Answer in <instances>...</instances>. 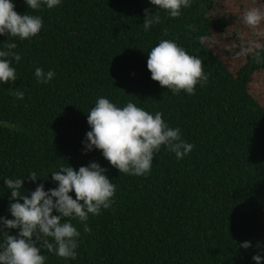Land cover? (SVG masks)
I'll return each mask as SVG.
<instances>
[{
    "label": "trees",
    "instance_id": "obj_1",
    "mask_svg": "<svg viewBox=\"0 0 264 264\" xmlns=\"http://www.w3.org/2000/svg\"><path fill=\"white\" fill-rule=\"evenodd\" d=\"M12 2L18 13L40 16L43 27L26 40L0 34V50L16 43L21 56L7 58L16 81L0 82V218H14L7 178L24 179L30 196L40 183L45 191L58 187L51 172L61 166L78 171L97 162L116 185L111 207L89 214L87 233L72 218L77 258L41 249L45 264H257L253 256L264 257V106L250 83L264 69V42L254 51L260 63L252 52L232 69L243 42L234 22L242 21V0H191L175 18L150 0H61L35 11L25 0ZM146 9L161 17L147 31ZM162 40L203 61L208 79L193 95L173 94L151 78L149 52ZM38 67L55 76L38 82ZM17 90L23 99L12 95ZM101 97L162 113L193 150L177 159L161 146L149 173H120L101 150L85 151L88 112ZM32 171L47 178L30 181ZM4 230L19 232L0 220V236ZM244 242L251 246L239 247Z\"/></svg>",
    "mask_w": 264,
    "mask_h": 264
},
{
    "label": "clouds",
    "instance_id": "obj_2",
    "mask_svg": "<svg viewBox=\"0 0 264 264\" xmlns=\"http://www.w3.org/2000/svg\"><path fill=\"white\" fill-rule=\"evenodd\" d=\"M150 2L172 18L179 17L182 8L191 7V0ZM25 3L35 11L42 5L52 9L61 0H25ZM145 13L143 26L146 31L161 22L158 13L150 14L147 9ZM243 21L256 29L264 21V10L249 8L244 13ZM42 27L40 16L18 13L12 0H0V34L26 40L37 36ZM198 39L204 44L207 37L200 36ZM16 48V43L9 42L5 44V50H0V82L5 84L14 83L17 79L16 70L11 66V60L7 59L14 58L17 63L20 61L21 56L15 51ZM255 48L260 49L261 45L257 44ZM253 55L256 63H260L259 51ZM147 68L151 78L159 82L161 87L172 90L173 94L183 91L193 95L196 85L206 83L208 79L203 61L170 40H162L150 50ZM34 75L38 82L47 83L55 73L51 70L45 73L38 67ZM12 95L23 99L24 92L17 90ZM162 117V113L150 114L133 102L118 107L108 98L101 97L88 112L91 130L86 134L85 151L93 148L101 150L104 158L120 173L133 176H143L151 171L154 155L161 146H166L177 159H182L193 150L194 145L183 140L181 130L169 127ZM106 171L97 162L81 166L78 171L71 165L61 166L59 171L51 172L52 180L58 182V187L45 191L44 184L40 183L30 196L22 191L24 179L7 178L5 183L12 190L11 199L14 201L10 203L9 211L14 218L3 217L0 220L4 229H19V232L17 235L9 234L7 230L2 232L0 264H45L46 257L41 254V249L65 260L76 259L80 232L73 226L71 219L84 222V231L87 233L91 231L86 223L89 214L99 215L102 208L111 207L116 185L105 175ZM47 175L32 171L27 179L35 182L38 176L47 178ZM73 191L75 198L69 195ZM54 211L59 215H55ZM250 246L251 242L239 245L245 249ZM262 259L264 257L259 254L253 256L257 264Z\"/></svg>",
    "mask_w": 264,
    "mask_h": 264
},
{
    "label": "rangeland",
    "instance_id": "obj_3",
    "mask_svg": "<svg viewBox=\"0 0 264 264\" xmlns=\"http://www.w3.org/2000/svg\"><path fill=\"white\" fill-rule=\"evenodd\" d=\"M225 3L227 0H223ZM242 21L236 23L239 17L235 16L234 22L235 27L241 33V40L243 42L237 45V50L234 56L230 59V66L234 71L240 69L244 64L246 58L249 54L257 50L255 45L259 44L262 46L264 42V21L256 28L252 29L247 26L243 21L244 13L252 7H259L261 10H264V1L263 0H242ZM250 92L255 96L261 104L264 106V69L256 71L253 76V80L250 83Z\"/></svg>",
    "mask_w": 264,
    "mask_h": 264
}]
</instances>
